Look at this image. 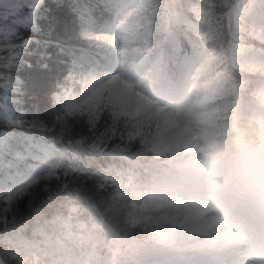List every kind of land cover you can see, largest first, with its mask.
Returning <instances> with one entry per match:
<instances>
[{
	"label": "trees",
	"instance_id": "1",
	"mask_svg": "<svg viewBox=\"0 0 264 264\" xmlns=\"http://www.w3.org/2000/svg\"><path fill=\"white\" fill-rule=\"evenodd\" d=\"M47 3L51 15L45 13L38 33L26 26L10 32L11 24L3 25L5 32H0V106L10 110L7 117L0 112V130L7 126L32 132L39 139L41 129L31 127L33 114H38L36 118L46 125L44 141L54 150L50 161L56 162L54 167L35 171L39 162L31 156L0 158V216L12 203V191L25 186L37 193L14 220H0V264H151L152 258L172 256L184 239L173 231H161L151 220L152 227H138L144 217V213L139 215L140 208L147 207L152 194L206 182L208 173L187 161L181 147L139 150L132 134L118 129L109 114L115 112L110 108H117V102L98 104L99 113L94 110L80 126L75 124L83 105L90 102L85 98L91 91L92 74L114 69L119 58L112 40L85 34L110 25L121 4L126 9L147 8L155 18L150 30L141 33L145 40L131 62V74L145 76L156 92L165 87L177 89L184 82L186 68L206 56L196 75L195 90L201 96L228 77L226 71L217 69L220 59L243 76L239 68L244 67L234 61V52L244 38L253 44L256 27L262 25L264 30V0H212L210 25L202 13L206 0H109L108 7L98 10L83 31L69 15L72 0ZM18 30L39 44L20 52ZM60 45L80 49L83 55L75 61H57L54 53ZM257 50L258 54L263 51ZM42 64L48 65L47 70ZM254 73L235 79L232 95L221 107L222 131L213 138L212 147L218 153L216 163L229 171L228 183L247 178L264 189V170L254 164L264 158L262 130L254 115L264 105L252 100L254 94L243 92L244 86L253 83L264 86V72ZM218 98L208 101V107ZM12 116L23 123L9 125ZM48 171L52 175L37 181ZM130 222L132 231L124 232L122 228L131 226Z\"/></svg>",
	"mask_w": 264,
	"mask_h": 264
},
{
	"label": "rangeland",
	"instance_id": "2",
	"mask_svg": "<svg viewBox=\"0 0 264 264\" xmlns=\"http://www.w3.org/2000/svg\"><path fill=\"white\" fill-rule=\"evenodd\" d=\"M206 1L202 13L210 25L212 0ZM126 6L121 4L118 7L117 15L109 26L90 29V34H85L86 37L92 35L112 40L119 49V58L114 69L92 74L93 84L89 85L91 91L85 98L90 102L83 105L82 116H76L75 124L80 126L81 120L83 122L88 119L86 115L96 111L98 104L109 105L108 102H117V108L110 106L115 112L109 114L115 125H119L118 129L123 130L125 135L132 134V139L139 145V150H142V147L145 150L149 146L155 151L165 150L171 146L181 147L186 153L187 161L198 164L206 173L215 170L209 177V184L201 186V193H195L190 188H183L181 192L172 187L160 192L159 196L152 194L147 200V207L140 208L139 215L142 216L144 213V217L143 223L138 227L146 225L152 227L150 222L154 221L161 231H173L184 239L180 243L182 246L177 250L187 253L188 260H185L187 263L184 264H264V236L259 238L260 233L258 234L260 228L264 229V210L261 209V213L259 209L254 210L256 201L264 203V197L255 192L252 195L255 200L252 201L243 193L241 187L225 184L227 167L217 164V155L211 152L213 138L222 131L221 107L232 95L235 79L240 80L244 76L255 74L254 71L264 72L263 26L256 27V37H251L253 46L248 45L249 41H245L244 38L246 43L239 42L234 52V61L244 67L239 68L243 70V76L231 71L225 59H220L217 69L226 71L228 77L217 81L211 86L212 91H205L200 96L194 91L198 85L195 76L205 64V56L186 69L184 78L187 80L186 85L183 83L177 89L165 87L161 92H156L149 86L145 76L133 77L130 70L131 62L138 54L139 43L145 40L141 33L150 30L155 17L153 18L151 12L143 6L128 9ZM0 23L2 24L0 32L4 33V26L11 24L12 20L5 13ZM205 33L207 35V29ZM257 49L263 51H259L258 54ZM205 67L207 69L208 64ZM237 68L236 66L235 69ZM244 87V93L254 94L252 100L255 103L260 102L262 106L264 105L263 85L253 83ZM103 88L107 90L100 93ZM217 97L218 101L208 107L207 102ZM111 105L114 107V104ZM254 115L262 130L261 144L264 146V110L257 108ZM127 138L131 140V136ZM256 163L264 166V159ZM55 164L56 162L50 161L47 167H54ZM43 175L37 177V181L52 174L48 171ZM32 191H28L25 186L12 191L10 199L12 203L0 216L2 223L14 220L17 213L29 208L37 196V193ZM257 215L260 220H255ZM130 223L131 226L122 228L124 232L132 231V222ZM137 224L135 221L136 227ZM149 262L161 264L156 258ZM165 264L181 263L178 255H175L171 259L168 258Z\"/></svg>",
	"mask_w": 264,
	"mask_h": 264
},
{
	"label": "snow or ice",
	"instance_id": "3",
	"mask_svg": "<svg viewBox=\"0 0 264 264\" xmlns=\"http://www.w3.org/2000/svg\"><path fill=\"white\" fill-rule=\"evenodd\" d=\"M108 3L109 0H72L68 12L69 15L72 16L73 22L79 25L81 31H83L85 25L93 22V17L96 12L108 7ZM5 13H7L12 20L11 28L9 29L10 32L12 28L19 29L20 27L26 26L28 29L35 30V32L38 33L41 30L39 22L45 13L51 15L47 0H0V19L4 18ZM16 38L22 40V43L17 46L18 50L22 53L28 51V46L30 44H39V41L34 40L32 36L25 38L23 32L19 30ZM54 55L57 61L60 59H71L75 61L83 55V52L73 46L60 45L58 46V51L54 53ZM22 63L26 67H31L26 61H22ZM41 67L47 70L48 65L42 64ZM14 91L20 93L21 89L16 88ZM15 103L19 105L22 101H16ZM8 111L10 110L0 106V112H3L5 117H7ZM37 116L38 114H33L31 127H39L41 129L39 139H37V136L32 132L22 133L7 126L4 130H0V158L7 159L10 154L21 159L24 156H31L34 160L39 162V166L35 171H40L49 165L54 150L44 141L42 133L46 130V125L38 120L36 118ZM22 123L23 120L17 118V116H12L8 120L9 125H19ZM13 179L19 178L13 177Z\"/></svg>",
	"mask_w": 264,
	"mask_h": 264
},
{
	"label": "bare ground",
	"instance_id": "4",
	"mask_svg": "<svg viewBox=\"0 0 264 264\" xmlns=\"http://www.w3.org/2000/svg\"><path fill=\"white\" fill-rule=\"evenodd\" d=\"M234 252V251H233Z\"/></svg>",
	"mask_w": 264,
	"mask_h": 264
}]
</instances>
